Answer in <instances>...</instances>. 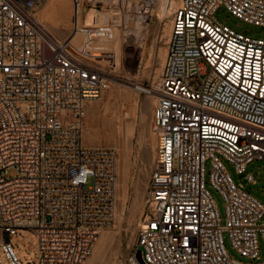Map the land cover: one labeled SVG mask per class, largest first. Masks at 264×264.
Masks as SVG:
<instances>
[{
  "label": "built area",
  "instance_id": "1",
  "mask_svg": "<svg viewBox=\"0 0 264 264\" xmlns=\"http://www.w3.org/2000/svg\"><path fill=\"white\" fill-rule=\"evenodd\" d=\"M45 1L0 0V248L9 264H24L10 240L28 229L37 264H85L118 207L116 150L83 140L88 106L111 81L73 48L84 0H71L66 40L37 18ZM153 4L105 0L117 24L149 18ZM222 6L264 27V0H180L173 10L145 216L125 264H264V205L225 164L255 184L247 167L264 161V40L220 23ZM224 233L245 261L230 255Z\"/></svg>",
  "mask_w": 264,
  "mask_h": 264
},
{
  "label": "rangeland",
  "instance_id": "2",
  "mask_svg": "<svg viewBox=\"0 0 264 264\" xmlns=\"http://www.w3.org/2000/svg\"><path fill=\"white\" fill-rule=\"evenodd\" d=\"M179 1L154 0L155 6L151 15L145 19V23L147 22L149 26L141 31L140 36L132 34L130 38L124 39L125 22L117 24L119 20L113 16L109 7L105 6V0H84L80 27L83 29L95 15L93 17H97L98 23L94 22L93 27L88 30L94 32L96 36L101 32L102 41L105 39L108 45H90L83 53L76 47L73 48L87 61L99 64L110 77L111 83L101 98L88 106L83 140L89 147L113 148L118 155L116 218L111 226L102 230L94 253L86 264H125L128 255L135 247L140 224L145 216V196L157 146L153 131V116L158 96L151 92L157 89L160 81L171 32L172 14ZM95 2L102 3L99 12L93 10ZM36 16L57 38L66 40L71 37L74 24L71 0H53V2L46 0L36 12ZM215 17L220 23L239 33L264 40V27L244 22L229 13L224 6L218 10ZM99 28L102 30L97 32ZM109 36L111 39L108 38ZM100 48L104 51L102 49L100 51ZM95 55L98 57L94 59ZM225 164L236 184H243L245 190L264 205V161H255L247 167V173L253 175L255 184L242 180L229 162ZM206 171L207 186L217 204L222 224L225 225L227 220L225 199L209 182L212 171L211 161L207 163ZM126 175L127 195L123 203L121 186ZM224 239L230 255L237 260L245 261L233 250L228 233H224ZM10 242L24 264H37V245L31 231L20 229ZM260 246L261 258L264 260V243L261 242ZM0 258L4 264H9L1 248Z\"/></svg>",
  "mask_w": 264,
  "mask_h": 264
},
{
  "label": "bare ground",
  "instance_id": "3",
  "mask_svg": "<svg viewBox=\"0 0 264 264\" xmlns=\"http://www.w3.org/2000/svg\"><path fill=\"white\" fill-rule=\"evenodd\" d=\"M52 2H53V0H52ZM154 4H155V2H154ZM153 4V6H155ZM156 5H157V3H156ZM52 8H54V6L52 5ZM83 11V10H82ZM95 14V13H94ZM85 15V14H84ZM93 15V14H92ZM93 16H95V15H93ZM92 16V19H91V21L90 22H88L86 25H85V27L82 29V28H80L79 30H78V32H76V34L74 35V37H73V39H72V42L74 41V43H72L73 44V46L74 47H76L80 52L82 51V53L83 52H86V50H88V47H90V45H97V46H102V45H108V43H106L104 40L102 41V39H101V37H103V35H101L100 36V33L99 34H97V36H96V34H94V32L92 33V32H90V30H88L89 28H92L93 27V24H94V22L95 23H98V21L96 20V18L97 17H93ZM126 19L124 20V22H125V24H124V27H125V32H124V39H128V38H130L131 37V35L132 34H135L136 36L138 35V36H140L142 33H141V31L144 29V28H147L148 26H149V24H148V26H147V22L145 23V19L146 18H144V19H141V20H138V19H127V17H125ZM71 22V21H70ZM74 23V22H73ZM120 23V22H119ZM146 24V25H145ZM84 25V24H83ZM102 25V24H101ZM126 25V26H125ZM145 25V27H143ZM102 29L101 28H99V29H97L96 31L97 32H99V31H101ZM59 31H61V30H59ZM69 31V30H68ZM91 31H94V30H91ZM64 32V31H63ZM104 32H106V30L104 31ZM109 32V31H108ZM107 32V33H108ZM72 34V33H71ZM109 34V33H108ZM96 37H98V38H100L101 39V41H100V39H98V38H96ZM104 37H105V35H104ZM68 38H70V37H68ZM106 38H107V36H106ZM108 38H110V36L108 37ZM139 38V37H138ZM111 39V38H110ZM97 40H99V41H97ZM109 40V39H108ZM113 40V39H112ZM113 42V41H112ZM115 42V41H114ZM110 46V45H109ZM108 47V46H107ZM97 48H99V47H97ZM96 48V49H97ZM112 48V47H111ZM95 49V48H94ZM95 49V51H98V50H96ZM101 49H102V51H104L103 50V48H100V51H101ZM89 50H90V48H89ZM93 50V49H92ZM110 50V49H109ZM94 51V50H93ZM94 51V52H95ZM107 51H108V48H107ZM111 51V50H110ZM79 52V53H80ZM99 52V51H98ZM112 53H113V51H111ZM110 52V53H111ZM93 53V52H92ZM86 54V53H85ZM87 55V54H86ZM85 55V56H86ZM97 55H95L94 56V59H95V57H96ZM99 56H101V55H99ZM113 56V55H112ZM165 56H166V54H165ZM91 57V56H90ZM98 57V56H97ZM96 57V58H97ZM101 57H103V55L101 56ZM100 57V58H101ZM105 57V56H104ZM109 59V58H108ZM165 59V58H164ZM164 63V62H163ZM157 90L158 89H154V90H152V94H157V96H158V92H157ZM92 112V111H91ZM126 163V162H125ZM126 165V164H125ZM126 181H127V175L125 176V179H124V183H123V185L121 186V191H122V202L124 203L125 201H126V195H127V190H126ZM117 198H118V196H117ZM107 236V235H106ZM103 240V239H102ZM101 240V241H102ZM105 242V241H104ZM104 242H103V244H104ZM92 260V259H91ZM90 260V261H91ZM88 262H89V260H88ZM87 263V262H86ZM85 263V264H86ZM92 264V263H91Z\"/></svg>",
  "mask_w": 264,
  "mask_h": 264
}]
</instances>
